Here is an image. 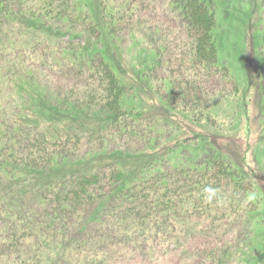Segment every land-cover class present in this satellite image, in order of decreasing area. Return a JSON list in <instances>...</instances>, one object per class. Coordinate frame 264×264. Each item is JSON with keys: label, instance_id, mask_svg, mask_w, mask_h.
Masks as SVG:
<instances>
[{"label": "trees", "instance_id": "trees-1", "mask_svg": "<svg viewBox=\"0 0 264 264\" xmlns=\"http://www.w3.org/2000/svg\"><path fill=\"white\" fill-rule=\"evenodd\" d=\"M169 2L185 32L192 36L188 54L193 73H203L205 79L215 69L229 81L223 64L228 58L223 55V62L219 58L223 0ZM131 5L130 0H0V51L18 53L17 61L6 69L0 67V78H12L9 90L19 82L15 99L25 102L14 109L28 112L19 122L13 120L21 127L13 124L12 130L0 134V264H110L124 250L120 247L123 243L125 250L142 245L150 249L157 240L175 236L174 226L197 227L190 221L194 215L211 216L214 231L225 233L214 222L225 211L215 209L222 204L234 211L248 201L247 193L237 199L226 189L246 191L247 182L257 189L264 181L263 175L249 170L244 157L235 161L227 154L225 144L219 142L225 136L211 130L214 116L211 108L202 109L203 99H196L191 109L192 122H203L201 133L168 144L163 154L153 148L151 152L141 149L140 143L153 142L142 133L144 128L160 134L159 119H166L167 126L170 116L159 118L145 112L148 109L135 97L138 85L131 83L126 73L121 32L133 41L139 31L137 23L132 26V19H126ZM130 46L133 65L139 57H147L145 52L140 56L135 45ZM51 68L56 73L62 71L79 89L65 98L60 97L61 92L54 98L48 86L40 89L39 82L51 74L47 71ZM12 70L18 71L17 80ZM171 83V90L193 103L194 96L190 97L186 88L177 90ZM57 113H67L68 120H56L60 126L53 128V122L44 125ZM82 136L91 137L100 146L107 139L116 142L124 136V145L130 147L126 156L139 174L125 170L121 147L110 150L103 146L95 157H80L75 166L63 164L64 155L76 156L71 144ZM100 157L102 160L95 161ZM105 158L112 160L113 168L100 165ZM73 170L76 174L69 173ZM208 187L217 190L211 203L205 199ZM230 198V203H224ZM235 200H239L237 204ZM230 219L238 227L230 248L236 251L242 237L245 242L251 239L252 229L237 214ZM249 256L245 264L264 263V258L255 262Z\"/></svg>", "mask_w": 264, "mask_h": 264}, {"label": "rangeland", "instance_id": "rangeland-1", "mask_svg": "<svg viewBox=\"0 0 264 264\" xmlns=\"http://www.w3.org/2000/svg\"><path fill=\"white\" fill-rule=\"evenodd\" d=\"M127 1L129 2V0ZM169 1L130 0L132 10L125 12L126 19L128 17L132 19L134 22L131 23L132 26L137 23L139 31L137 30L133 41L130 40L126 32H121L123 52L125 51L122 59L125 65L127 64L126 73L130 77L129 81L138 85L137 91L134 92L136 99L139 100L140 105L144 106V109H148L145 112L153 113L159 118L170 116L168 127L164 123L166 119H159L157 130L160 131V134L148 132L144 128L142 133L148 135L146 137L155 143H140L141 149L151 152V148H153L158 154H163V148L167 147L168 144H176L186 140L192 134L201 133L204 130V126L201 125L203 122H192L195 117L191 110L199 98L204 101L203 106L201 105L202 109L208 111L211 108L212 110L214 117L212 118V126H210L211 130H218L221 137L225 136L219 142L225 144L227 154L231 158L233 157L235 161L236 158L241 161L244 157L249 170H255L256 174L264 176V43L261 42L264 38V0H223V6L220 7V25L224 30L219 40L222 55L219 58L222 62L225 59L223 55L228 58H226L227 63L223 62V64L227 67L229 81H225V74L222 75L215 69L209 78L204 76L205 79L203 73H193L188 54L190 46L193 44L192 36L185 32L176 8L171 6ZM171 4L173 3L171 2ZM233 16L236 17L233 19ZM249 21H251L250 27ZM130 44L135 45L136 49L138 48V51L141 52L140 56H143L144 52L147 56L139 57L136 65H133L131 55L128 54L130 51L127 47ZM158 48L164 50L159 52ZM11 54H8V51H0V67L6 69L9 64L14 63L13 60H18L17 52ZM161 60H163V64H161ZM47 71H50L51 74L48 72V75L44 77L46 80L43 78L39 82L41 85L39 88L48 86L51 91L50 94L54 98H57L59 92L63 94L60 97L65 98L68 92L78 88L75 81L68 78L62 71L56 73L54 68ZM11 74L16 77V80L18 79V71L12 70ZM16 74L18 75L16 76ZM9 78H0V126H2L0 134L4 130L13 128L15 124L17 126L13 120L19 122L22 117L28 114L20 108L19 110L14 109L17 104H22L25 101H21L23 98L21 100L15 99L20 91L17 87L20 85L17 81V86L9 90L10 84H12V78L11 81ZM16 80L13 79V81ZM168 81L174 82L177 90L186 88L190 97L197 96V98H192L193 103L190 100L184 101L183 96H178L179 93L176 90L175 92L171 90L174 89V84ZM171 93L173 96L169 98ZM37 115L47 116L39 112ZM65 115L68 117L67 113L52 114L45 120L47 123L44 125L53 122L54 125H50L51 128L60 126L55 121L60 119L66 122L68 118H65ZM41 116H36L35 119L42 120ZM2 122H6V125H1ZM17 127H21V125L19 124ZM168 128L172 129L168 130ZM87 137L82 136L80 139L73 140L71 148L76 150V156L71 158L67 152L68 154L61 158L63 164L75 166V164H79L80 157H95L93 155L100 152L103 146L110 150L121 147L124 150L123 158H125L123 167L132 175L139 174V170L130 165L126 156L130 147L124 145V136L116 142L107 139L101 146L98 142L95 144V140L91 137ZM115 144L117 146L113 148ZM123 158L121 157V160ZM97 160H102V158L95 159V161ZM110 163L112 160L105 158L103 164L100 165L108 167L106 169H111L114 164ZM69 173L76 174L74 170ZM258 185L259 187L255 189L250 182H247V192L241 190L233 192L226 189L231 191L232 196L237 199H242L248 195V201L240 204L239 208L237 206L234 211L229 207L222 206V204L218 209H215V212L219 211V213L225 211L222 216L214 221L219 230H225V233L214 231L211 216L194 215L190 217V221H194L197 227L188 229L186 226L182 228L173 227L172 224L171 227L177 234L172 237L167 236L163 240H157V245L155 244L156 246L153 247L151 244L150 249L149 246L142 245L138 248L130 247L132 250H125L126 245L123 243L120 247L124 250L114 260H111L110 264H245L246 259H250L249 255H251V260L260 261L264 258V181L259 182ZM231 201L232 198L225 199L224 203ZM237 201L239 200H235V204ZM233 214H237V218L240 221L243 220L248 228L251 226L252 229L251 239L245 242L246 238L242 237L243 241H241L240 247L235 245L236 251L230 250L232 239L238 236L237 222L234 224V221L230 219ZM167 225H163V227L165 226L167 229L169 226ZM249 245L253 246L250 250L247 249ZM10 253L15 252L11 251ZM4 257L7 258L8 253L4 254ZM260 264L264 263L260 262Z\"/></svg>", "mask_w": 264, "mask_h": 264}, {"label": "clouds", "instance_id": "clouds-1", "mask_svg": "<svg viewBox=\"0 0 264 264\" xmlns=\"http://www.w3.org/2000/svg\"><path fill=\"white\" fill-rule=\"evenodd\" d=\"M204 192L206 194L205 195L206 202L208 203H211L217 195V190L211 187L205 188Z\"/></svg>", "mask_w": 264, "mask_h": 264}]
</instances>
